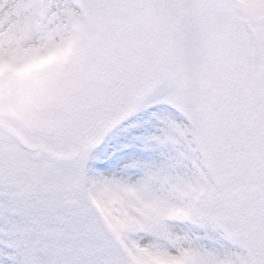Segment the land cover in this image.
<instances>
[{
    "label": "snow or ice",
    "instance_id": "6c2138e0",
    "mask_svg": "<svg viewBox=\"0 0 264 264\" xmlns=\"http://www.w3.org/2000/svg\"><path fill=\"white\" fill-rule=\"evenodd\" d=\"M0 264H264V0H0Z\"/></svg>",
    "mask_w": 264,
    "mask_h": 264
}]
</instances>
